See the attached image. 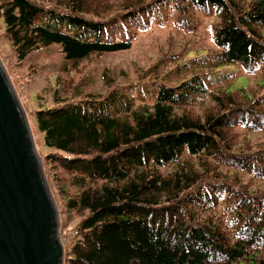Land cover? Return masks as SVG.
I'll use <instances>...</instances> for the list:
<instances>
[{"label":"trees","instance_id":"obj_1","mask_svg":"<svg viewBox=\"0 0 264 264\" xmlns=\"http://www.w3.org/2000/svg\"><path fill=\"white\" fill-rule=\"evenodd\" d=\"M166 1L0 0V26L15 62L55 44L77 64L129 50ZM192 1L218 13L212 72L148 104L117 89L68 102L67 77L61 106L34 112L63 264H264V146L236 145L237 130L264 131V80L253 96L208 89L221 68L264 67V0Z\"/></svg>","mask_w":264,"mask_h":264},{"label":"rangeland","instance_id":"obj_2","mask_svg":"<svg viewBox=\"0 0 264 264\" xmlns=\"http://www.w3.org/2000/svg\"><path fill=\"white\" fill-rule=\"evenodd\" d=\"M239 1L245 4L252 0ZM165 3L167 5L156 15L149 30L139 32L129 50L94 54L77 64L66 62L55 44L34 51L20 63L15 62L0 26V62L32 131L35 132L32 121L39 103L43 102L45 108L61 106L53 97L55 92L60 94L63 79L67 77L74 86L68 102L89 94L102 96L117 89L129 92L136 104H148L153 96L150 92L154 93L159 86H176L192 74L212 72L205 65L208 61L205 56L217 50L212 41V27L219 23L217 11L194 7L192 0H167ZM63 69L67 75L62 74ZM228 74H232L230 79L217 81L219 75ZM262 80L264 67L261 65L249 70L241 65L224 67L211 76L208 89L246 92L253 96L251 92H256ZM207 104L209 102L205 101L204 107ZM236 133V145L240 148L264 146V131L246 132V135L243 130H237ZM39 138L35 132V142ZM36 150L42 164L39 153L46 151L41 144H37ZM261 186L264 187V183Z\"/></svg>","mask_w":264,"mask_h":264},{"label":"water","instance_id":"obj_3","mask_svg":"<svg viewBox=\"0 0 264 264\" xmlns=\"http://www.w3.org/2000/svg\"><path fill=\"white\" fill-rule=\"evenodd\" d=\"M59 213L0 62V264H63Z\"/></svg>","mask_w":264,"mask_h":264}]
</instances>
